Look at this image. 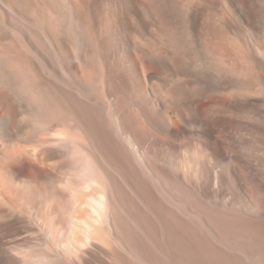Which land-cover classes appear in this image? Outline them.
I'll use <instances>...</instances> for the list:
<instances>
[{"label":"bare ground","instance_id":"bare-ground-1","mask_svg":"<svg viewBox=\"0 0 264 264\" xmlns=\"http://www.w3.org/2000/svg\"><path fill=\"white\" fill-rule=\"evenodd\" d=\"M0 264H264V0H0Z\"/></svg>","mask_w":264,"mask_h":264}]
</instances>
